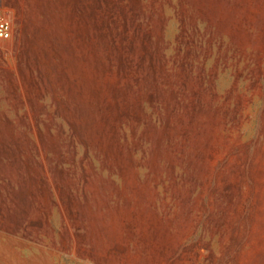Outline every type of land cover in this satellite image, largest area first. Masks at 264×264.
<instances>
[{
    "label": "rangeland",
    "instance_id": "rangeland-1",
    "mask_svg": "<svg viewBox=\"0 0 264 264\" xmlns=\"http://www.w3.org/2000/svg\"><path fill=\"white\" fill-rule=\"evenodd\" d=\"M0 19V264H264V0Z\"/></svg>",
    "mask_w": 264,
    "mask_h": 264
},
{
    "label": "built area",
    "instance_id": "built-area-1",
    "mask_svg": "<svg viewBox=\"0 0 264 264\" xmlns=\"http://www.w3.org/2000/svg\"><path fill=\"white\" fill-rule=\"evenodd\" d=\"M12 37V25L6 19H0V44Z\"/></svg>",
    "mask_w": 264,
    "mask_h": 264
}]
</instances>
